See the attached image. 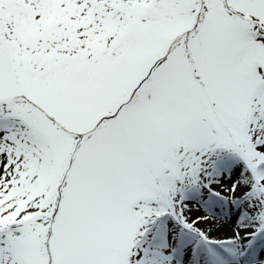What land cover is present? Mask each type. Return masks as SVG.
<instances>
[{
  "label": "snow or ice",
  "instance_id": "6c2138e0",
  "mask_svg": "<svg viewBox=\"0 0 264 264\" xmlns=\"http://www.w3.org/2000/svg\"><path fill=\"white\" fill-rule=\"evenodd\" d=\"M0 264H264V0H0Z\"/></svg>",
  "mask_w": 264,
  "mask_h": 264
},
{
  "label": "rangeland",
  "instance_id": "374dc122",
  "mask_svg": "<svg viewBox=\"0 0 264 264\" xmlns=\"http://www.w3.org/2000/svg\"><path fill=\"white\" fill-rule=\"evenodd\" d=\"M199 214H201V213H197V212H193V216H195V215H199ZM215 234V233H214ZM222 234V233H221Z\"/></svg>",
  "mask_w": 264,
  "mask_h": 264
}]
</instances>
